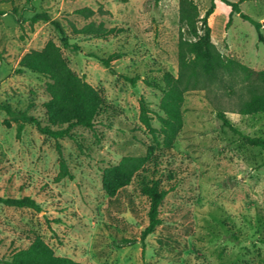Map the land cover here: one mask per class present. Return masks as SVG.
I'll use <instances>...</instances> for the list:
<instances>
[{
	"label": "rangeland",
	"instance_id": "374dc122",
	"mask_svg": "<svg viewBox=\"0 0 264 264\" xmlns=\"http://www.w3.org/2000/svg\"><path fill=\"white\" fill-rule=\"evenodd\" d=\"M182 1L0 0V103L50 123V78L20 62L52 41L109 107L97 118L96 130L75 127L76 139H54L33 123L18 135L20 122L0 108V196H31L41 206L0 203V259L41 238L57 256L81 264H264V151L223 126L217 115L222 109L241 133L264 138V113L237 112L239 77L226 65L232 59L264 69V41L236 13L227 27L226 3L217 0L208 19L218 76L184 90L183 124L170 148L154 138H164L165 91L170 84L183 89L190 67L180 75L181 53L188 62L195 58L189 43L204 37L202 18L212 0H187L195 8L194 28L183 20ZM83 8L90 10L78 12ZM241 9L264 22V0H244ZM37 11L59 20L81 51L64 48L52 23L32 22ZM91 21L114 31L106 37L75 32ZM114 54L113 73L101 59ZM125 75L137 77L136 84ZM142 99L154 129L141 120ZM58 145L72 177L60 176ZM149 151L157 164L146 167L168 194L160 208L163 223L146 238L143 257L149 200L139 176L114 195L104 189L103 178L124 157Z\"/></svg>",
	"mask_w": 264,
	"mask_h": 264
},
{
	"label": "trees",
	"instance_id": "16d2710c",
	"mask_svg": "<svg viewBox=\"0 0 264 264\" xmlns=\"http://www.w3.org/2000/svg\"><path fill=\"white\" fill-rule=\"evenodd\" d=\"M216 1L212 0L210 7L207 9L202 18L206 27L205 35L198 43H189L191 52L195 53L192 61H186L185 56L181 53V71L190 67V72L185 76L184 87L181 89L177 85H169L166 89V98L162 100L161 107L167 114L166 118H162V132L164 138L160 141L159 137L154 133V138L158 146L170 148L177 136L182 124L183 115L181 111V102L183 101V92L190 88H195L201 82L211 81L218 76L217 59L219 53L214 44L211 42V31L208 25L210 15L216 9ZM231 8V15L227 21V27L232 24V15L238 14L242 19L249 21L255 27L260 41H264L262 28L264 22L252 18L241 9V3L244 0H220ZM87 8L80 9L78 12L83 13ZM91 12V11H90ZM181 14L192 28L195 27V8L183 0L181 3ZM32 22L40 20L52 23L57 29L61 45L73 52H80L81 46L78 43L71 42L70 37L63 24L56 19H52L48 12L37 11L31 18ZM114 31L113 28H106L104 23L96 24L91 21L80 29L75 28V32L83 35L106 37ZM118 56L114 54L108 58H102L103 65L114 73L111 59ZM192 64V66H188ZM20 65L24 68L46 74L50 81L47 83V90L52 94V99L45 103L50 123L43 124L37 117L29 115L22 111H15L10 104L0 103V108L5 110L13 118L20 123L18 126V135L24 129L26 123L36 125L40 133L45 134L54 139L71 138L76 139L73 129L78 126L96 130L97 118L101 114L108 111L106 100L90 85L83 77L77 75L71 70L65 61L61 47L50 41L43 50H32L26 53ZM228 72L239 77V85L241 88L240 100L237 112L240 114H258L264 113V69L257 70L245 64L239 63L232 59L227 61ZM125 78L135 85L137 77ZM141 120L149 128H153L151 118L148 115L147 103L142 99L140 102ZM222 125L230 128L237 134H240L248 142L259 146L264 151V138L260 136H250L241 133L233 123L228 119L226 112L218 109L217 113ZM154 129V128H153ZM61 160L60 176H70L66 158L63 154L61 145H58ZM156 156L153 151H149L146 155L126 156L117 165L112 166L103 178V187L110 194L114 195L120 188L130 184L136 175L139 176V186L141 192L147 196L149 200L148 225L143 229L140 241L143 245V257L145 255L146 238L154 233L156 229L163 223L160 215V208L168 194V190L162 186L160 178L150 174V169L146 166L154 161L157 164ZM0 203L8 206L28 207L40 210V204L31 196L23 197H3L0 196ZM130 242L124 239V243ZM6 264H81L70 257L57 256L52 247L46 244L41 238H36L28 247L19 249L12 254L10 259H0ZM92 264V263H91ZM145 264H148L145 262Z\"/></svg>",
	"mask_w": 264,
	"mask_h": 264
}]
</instances>
